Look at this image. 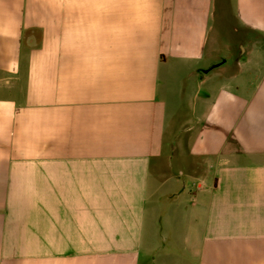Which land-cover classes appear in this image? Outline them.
Returning <instances> with one entry per match:
<instances>
[{"label":"crops","instance_id":"0c3cea01","mask_svg":"<svg viewBox=\"0 0 264 264\" xmlns=\"http://www.w3.org/2000/svg\"><path fill=\"white\" fill-rule=\"evenodd\" d=\"M0 264H264V0H0Z\"/></svg>","mask_w":264,"mask_h":264},{"label":"rangeland","instance_id":"374dc122","mask_svg":"<svg viewBox=\"0 0 264 264\" xmlns=\"http://www.w3.org/2000/svg\"><path fill=\"white\" fill-rule=\"evenodd\" d=\"M159 208H160L159 220H157L156 223V230L154 236L159 238V245H161L162 247L165 248H170L171 246L176 247L178 243H177V239L175 241V237L180 235V228L182 229V225L184 221L183 216H181L180 214L176 215L172 220L170 216L174 212H171L172 210L170 209V206L169 207L159 206ZM168 223L173 225V228H170L168 226Z\"/></svg>","mask_w":264,"mask_h":264}]
</instances>
